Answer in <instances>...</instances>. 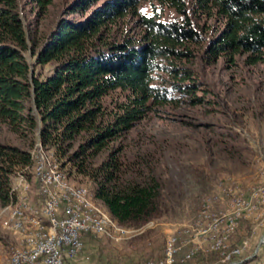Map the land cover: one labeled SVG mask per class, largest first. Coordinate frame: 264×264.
<instances>
[{"label":"trees","instance_id":"obj_1","mask_svg":"<svg viewBox=\"0 0 264 264\" xmlns=\"http://www.w3.org/2000/svg\"><path fill=\"white\" fill-rule=\"evenodd\" d=\"M28 1L37 15L52 2ZM140 1L68 0L37 34L18 0H0V123L26 146L36 135L58 169L86 176L116 223L131 226L164 211L162 182L147 153L110 143L158 105L198 103L194 61L244 53L252 63L264 52V0H148V11ZM46 62L48 72L33 71ZM26 146L0 141L1 206L15 198L16 173L34 184ZM36 195L42 206L38 185Z\"/></svg>","mask_w":264,"mask_h":264},{"label":"rangeland","instance_id":"obj_2","mask_svg":"<svg viewBox=\"0 0 264 264\" xmlns=\"http://www.w3.org/2000/svg\"><path fill=\"white\" fill-rule=\"evenodd\" d=\"M67 1L52 0L46 12L37 15L31 2L18 0L25 28H32L37 34L46 31ZM138 6L148 11L150 2L141 0ZM165 13L169 14L168 9ZM25 55L32 62V56L26 52ZM244 57V53H234L231 58L220 55L205 65L194 61L205 88L198 91L202 95L198 103L183 101L177 105H158L110 143V147L121 145L126 154L147 153L151 157L154 171L162 182L165 208L159 216L138 226L115 223L109 234H84L87 248L100 262L142 264L147 259H158L162 253L164 256V245L169 242L172 230L186 227L185 235H195L196 231L210 226L216 213L235 214L239 208H244V201L237 198L250 196L253 191H262L264 197V52L260 60L252 63H247ZM50 69L48 62L33 65L35 73ZM0 141L26 146L2 123ZM26 148L33 158L34 184L25 177L26 189L17 187L15 198L5 206L0 205V264H5L14 251L28 247V239L49 233H41L43 221L48 226L49 223L37 202L36 190L38 185L41 195L42 187L51 193L56 189L41 178V158L47 160L46 164L58 161L40 144L36 135L33 144ZM106 151L97 154L95 160ZM59 169L65 174L67 183L83 188L101 212H108L93 196L91 182L86 176L76 173L69 163ZM18 174L23 173L18 172L16 176ZM15 178L12 186L18 183ZM263 197H256L254 208L232 227L233 242L241 238L248 241L244 248L224 246L228 252L235 251L232 253L234 261L227 263L229 261L217 249L219 259L226 264H264ZM44 198L47 203L48 196L44 194ZM107 214L112 218L109 212ZM195 214H201V222L189 228ZM16 222H21L23 228L16 227ZM218 223H226V216L218 217ZM32 226L37 227L33 233ZM233 242L229 240L231 245ZM211 252L201 243L191 257L197 253L194 261L203 258L215 264L213 255L206 254Z\"/></svg>","mask_w":264,"mask_h":264},{"label":"built area","instance_id":"obj_3","mask_svg":"<svg viewBox=\"0 0 264 264\" xmlns=\"http://www.w3.org/2000/svg\"><path fill=\"white\" fill-rule=\"evenodd\" d=\"M41 172V167L40 171ZM63 180L58 179V184L61 187ZM264 188V185H263ZM256 195H262V191H253L250 196L244 198H237L239 201H244V208H239L235 214L219 215L216 213L213 221L205 230L196 231L195 235H185V228L172 230L170 234V242L164 246H172L173 257L162 256L158 259H147L142 264H172L176 259V255L183 242L192 241L194 244L188 246L187 256H179V260H187L189 252L195 251L201 245L205 250L215 251L216 249H223V246H232V248H244L248 241L240 239L238 243L231 245L229 238L232 233V227L237 226V222L245 218V213L252 209V201ZM42 206L40 208L49 212L50 217L57 224V234L50 242L36 243L34 247L42 248V255L30 256V259H21L20 254H15V260L12 264H36L42 262L43 264H67V258L79 252L83 248V237L88 232V224L85 218L82 217L78 209H65L59 205V200L56 201V208H46V201H43V191L41 190ZM264 204V197L263 202ZM218 216H226V223H218ZM201 214H195L192 224H196L200 220ZM24 218V217H20ZM59 219H67V227L59 226ZM256 224V221H253ZM178 232V233H177ZM179 235H182L179 237ZM203 241V242H202ZM163 246V249H164ZM31 247H25V251H29ZM233 260V256L229 262ZM108 264H121L112 262ZM226 264V263H225Z\"/></svg>","mask_w":264,"mask_h":264},{"label":"bare ground","instance_id":"obj_4","mask_svg":"<svg viewBox=\"0 0 264 264\" xmlns=\"http://www.w3.org/2000/svg\"><path fill=\"white\" fill-rule=\"evenodd\" d=\"M42 158L40 162L41 165L39 166L41 167V172H40L41 178L44 182H46V184H53V186L56 188L55 190L52 191V193L50 190H47L46 188H43V187L41 188L43 191V201H44V194L48 196L46 208H56V201L52 199H57L59 200V205L62 206L63 208L78 209L80 211L82 217L85 218V221L88 224V232H100V233L109 234L110 228L114 227L116 222H114V220L110 216H108L107 213L106 215L104 212H101L98 209V207L91 201V198H89L85 194V191L83 188L75 187L67 183V181H65V178H64L65 174L60 169H58L54 163L49 162V164H46L47 160L46 161L45 159L42 160ZM39 171H40V168H39ZM15 179L18 180V183L16 186L14 185L11 188V190L14 193L17 192L16 191L17 187L26 189L27 180L23 174H18ZM58 179L63 180L65 182V183H61V187L58 184ZM256 197H263V192H262V195H256L255 198ZM255 198H253V201H252V209L254 208ZM250 210H248L247 213ZM42 212L44 216L47 218V221L49 223L48 235L41 236L38 234L37 236H35V238L28 239V243H29L28 247H31L29 248V251H25V249L14 251L5 264H12V262L15 260V254H20L21 259H30V256L42 255V248L34 247L35 244L50 242L55 237V235L57 234V224L50 217L49 212H47L44 209H42ZM247 213H245V217ZM218 217H221V216H218ZM239 221L237 222V225ZM200 222H201V217H200V220L196 222V224ZM193 225L194 224H192V227ZM15 226L19 228H23L21 222H16ZM59 226L67 227V219H59ZM223 249H219L221 251V255L223 256L225 260L229 261V259L232 256V253L235 251L232 249L230 250V252H228L226 251L224 246H223ZM216 251L217 249L215 250V252ZM194 252L195 251L189 252V258L191 257V254ZM164 256L173 257V249L170 246L166 247Z\"/></svg>","mask_w":264,"mask_h":264},{"label":"crops","instance_id":"obj_5","mask_svg":"<svg viewBox=\"0 0 264 264\" xmlns=\"http://www.w3.org/2000/svg\"><path fill=\"white\" fill-rule=\"evenodd\" d=\"M36 228H37L36 226H32L31 232L32 233L35 232ZM48 232H49V226H48L47 222L44 223V221H43V226L41 227V233L43 235H46ZM229 240L231 242H233L234 241V238H231L230 237ZM168 241L170 242V240H168ZM86 242H87V236H84L82 250L79 251V252H77V253H75L74 255L68 257L67 258V264H104L103 262H100V260L97 257H95V255H93L92 253H90L89 249L87 248V243ZM236 242H238V241L235 240V242H233V243L235 244ZM166 243L168 244L167 241H166ZM189 245H190L189 242H184L183 244H181L180 249H179V251H178V253L176 255V259L174 260V262L172 264H210L211 263V262L209 263L208 260H205L203 258H199V259H196V261H194L193 257L197 253H195L192 257H190L187 260H182V261L179 260L178 259L179 256H186L187 255V249L186 248ZM206 254H210V253H206ZM161 255L163 256V253ZM206 257H209V255H206ZM215 260H216V261H214L215 264L226 263V262H224V260L222 258L219 259L218 256L215 258ZM36 264H43V263L42 262H37Z\"/></svg>","mask_w":264,"mask_h":264}]
</instances>
